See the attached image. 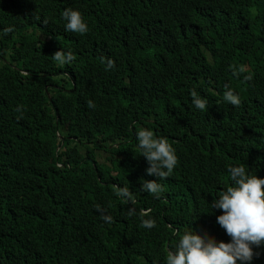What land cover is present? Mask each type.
<instances>
[{
  "label": "trees",
  "instance_id": "trees-1",
  "mask_svg": "<svg viewBox=\"0 0 264 264\" xmlns=\"http://www.w3.org/2000/svg\"><path fill=\"white\" fill-rule=\"evenodd\" d=\"M68 8L87 33L65 31ZM142 129L174 148L168 178L147 174ZM241 165L264 178V0H0V264H165L185 232L228 243L211 204Z\"/></svg>",
  "mask_w": 264,
  "mask_h": 264
},
{
  "label": "clouds",
  "instance_id": "clouds-1",
  "mask_svg": "<svg viewBox=\"0 0 264 264\" xmlns=\"http://www.w3.org/2000/svg\"><path fill=\"white\" fill-rule=\"evenodd\" d=\"M62 18L66 21L64 28L66 32L85 34L88 32V25L84 21L78 10L65 9ZM10 31V29L5 30ZM53 59L61 66L70 64L75 57L69 51L57 50L53 54ZM115 67V62L108 58L105 70ZM233 74L239 77L247 72L243 66H233ZM27 75V73H23ZM245 81H251L250 74L243 76ZM226 90L223 99L226 103L238 107L241 104L240 97L232 89L225 86ZM192 104L195 108L204 111L208 109V102L201 98L195 90L190 92ZM88 107L94 108L92 101H88ZM22 113L18 106L15 109ZM138 146L141 149L140 155L144 156L149 164L146 169L148 175H155L160 180L172 175L178 158L175 150L165 138L155 137L153 131L148 129L139 130L136 134ZM229 180L231 186L218 194V199H214L211 207L219 209L222 214L216 220L219 226L231 238L230 242L223 241L218 244L213 239H205L199 234L185 232L175 245V250H169L165 264H250L255 254L253 245L259 247L264 244V178L257 175H249L244 166H229ZM142 189L156 198L163 192L161 184L157 180L143 181ZM115 194L122 199L125 204L131 202L136 204L132 192L127 186H117ZM96 210L101 213V218L106 223H113L111 215L104 214L105 210L96 206ZM135 208H131L129 214H135ZM141 227L153 228V219H144L150 215V210L140 209Z\"/></svg>",
  "mask_w": 264,
  "mask_h": 264
},
{
  "label": "bare ground",
  "instance_id": "bare-ground-1",
  "mask_svg": "<svg viewBox=\"0 0 264 264\" xmlns=\"http://www.w3.org/2000/svg\"><path fill=\"white\" fill-rule=\"evenodd\" d=\"M154 78V77H153ZM163 82V81H162ZM158 83V82H157ZM159 84H160V82H159ZM162 86V85H161ZM37 246V245H36ZM39 246V245H38Z\"/></svg>",
  "mask_w": 264,
  "mask_h": 264
},
{
  "label": "rangeland",
  "instance_id": "rangeland-1",
  "mask_svg": "<svg viewBox=\"0 0 264 264\" xmlns=\"http://www.w3.org/2000/svg\"><path fill=\"white\" fill-rule=\"evenodd\" d=\"M101 159V158H100Z\"/></svg>",
  "mask_w": 264,
  "mask_h": 264
}]
</instances>
